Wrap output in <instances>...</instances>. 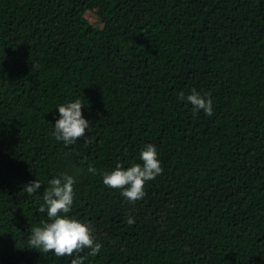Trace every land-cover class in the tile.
Listing matches in <instances>:
<instances>
[{
	"label": "trees",
	"instance_id": "obj_1",
	"mask_svg": "<svg viewBox=\"0 0 264 264\" xmlns=\"http://www.w3.org/2000/svg\"><path fill=\"white\" fill-rule=\"evenodd\" d=\"M77 99L89 142L65 145L58 106ZM147 144L162 173L133 203L103 173ZM64 173L67 215L102 245L84 264H264V0H0V264L76 258L29 248Z\"/></svg>",
	"mask_w": 264,
	"mask_h": 264
},
{
	"label": "clouds",
	"instance_id": "obj_2",
	"mask_svg": "<svg viewBox=\"0 0 264 264\" xmlns=\"http://www.w3.org/2000/svg\"><path fill=\"white\" fill-rule=\"evenodd\" d=\"M36 68L37 65L33 62V70ZM179 99L189 102L194 113L202 110L208 116L214 114L210 95H202L192 89L187 95L180 92ZM83 106L79 99L58 106L59 119L54 124L53 132L57 141L72 145L83 137L85 144L89 142L86 136L89 120L82 114ZM139 158L142 163H132L129 167L117 163L114 170L103 173V183L109 188L120 189L121 195L133 203L143 199L145 183L162 173L161 162L154 145L147 144L142 148ZM87 171L97 173V169L91 164ZM74 183V177L67 173L48 182V187L43 192L44 202L38 209L39 212H46L48 220L42 226L32 228L28 240L29 248L38 249L42 253L54 252L57 257L75 254L76 258L72 259L71 264H84L86 257L79 254L85 249H90L87 255L95 256L100 252L102 245L95 242L88 224L67 215L73 205ZM41 186V182L36 179L28 183L23 190L32 195ZM127 222L129 225L135 223L132 217H129Z\"/></svg>",
	"mask_w": 264,
	"mask_h": 264
},
{
	"label": "rangeland",
	"instance_id": "obj_3",
	"mask_svg": "<svg viewBox=\"0 0 264 264\" xmlns=\"http://www.w3.org/2000/svg\"><path fill=\"white\" fill-rule=\"evenodd\" d=\"M90 19H91V22L93 24H95V25H99L100 24V17L97 16L96 14L92 13Z\"/></svg>",
	"mask_w": 264,
	"mask_h": 264
}]
</instances>
